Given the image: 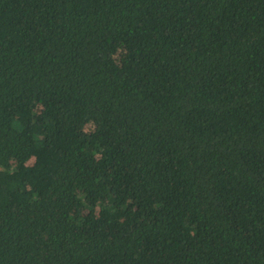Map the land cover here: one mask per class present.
Segmentation results:
<instances>
[{
  "label": "trees",
  "instance_id": "obj_1",
  "mask_svg": "<svg viewBox=\"0 0 264 264\" xmlns=\"http://www.w3.org/2000/svg\"><path fill=\"white\" fill-rule=\"evenodd\" d=\"M0 264H264V0H0Z\"/></svg>",
  "mask_w": 264,
  "mask_h": 264
},
{
  "label": "rangeland",
  "instance_id": "obj_2",
  "mask_svg": "<svg viewBox=\"0 0 264 264\" xmlns=\"http://www.w3.org/2000/svg\"><path fill=\"white\" fill-rule=\"evenodd\" d=\"M125 56V51L122 47H120V49L118 50L117 54H116V59L118 62L122 61V59Z\"/></svg>",
  "mask_w": 264,
  "mask_h": 264
}]
</instances>
